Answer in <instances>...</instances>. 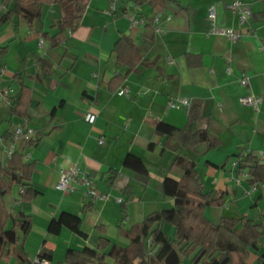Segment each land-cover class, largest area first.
<instances>
[{
	"label": "crops",
	"instance_id": "1",
	"mask_svg": "<svg viewBox=\"0 0 264 264\" xmlns=\"http://www.w3.org/2000/svg\"><path fill=\"white\" fill-rule=\"evenodd\" d=\"M242 1L252 10L251 18L243 26L227 8L231 0H168L157 13L158 22L153 20L148 27L145 23L132 27L126 16H148V0L140 5L133 0H119L111 12L108 0H84L80 25L74 31L64 32L63 40L52 41L34 34L47 33L51 37L58 32L55 25L62 12L55 5L43 10L33 31L23 23L0 27V46L8 47L0 84L12 90L9 104L0 101V163L6 165L10 146L13 151L24 150L26 161L35 163L30 184L37 192L31 202H22L17 188V197L6 200L13 213L22 211L31 219L26 230L17 231L16 244L4 256L10 264H28L12 254L13 248L32 261L39 252H50L49 264H53L55 247L46 245L51 239L48 237L61 238L66 246L71 245L65 248L60 244L63 255L58 257L59 264L68 248H94L100 236L109 239L108 215L117 221L121 236L120 229H128L126 226L140 222L153 211L173 207L174 200L164 196L161 183L166 176H182V170L171 165L175 156L196 163L206 190L225 192L221 207L205 209L211 221L217 223L221 217L246 213L250 219L264 224V185H249L246 171L237 172L234 165L237 154L245 156L248 152L258 156L262 153L259 158L264 163V0ZM209 6L215 8L216 24L234 29L240 34L238 40L207 35ZM4 10L0 2V13ZM121 36H129L150 65H138L126 73L125 66L116 64L112 50ZM167 58L172 59L171 64ZM39 59L51 64L49 75H43L41 80L35 78L43 73ZM16 73L23 79H13ZM125 73L124 81L113 87L110 80ZM243 76L248 80L245 86L239 81ZM21 81L31 89L27 120L11 118L9 111ZM122 87L127 88L126 95L117 94ZM248 94L262 96L257 111L238 103L239 97ZM180 97L188 98L191 104L201 102V114L206 120L197 127L208 124V132L219 142L217 148L207 150L205 143L181 148L175 138L167 139L156 132L159 122L194 129L187 123L188 109L168 108L170 101L176 102ZM88 113L95 114L92 123L84 120ZM18 124L34 130L30 137L32 146L12 138V130ZM100 138L104 139L103 144L98 143ZM127 153L144 161L149 176L146 183L123 167ZM71 167L95 176L100 192L122 200L126 199L122 189L129 183L131 200L126 207L115 202L118 210L105 201L87 204L80 191L62 194L55 185L60 172ZM108 170L117 172L112 185L105 182ZM63 211L80 218L85 239L67 228L56 236L47 233L49 221ZM117 211L128 213L126 226ZM239 229L237 226L236 231ZM172 232L169 229L166 233ZM260 252L264 253V241ZM255 258L251 254L249 263L253 264ZM185 263L191 264L188 260L182 264Z\"/></svg>",
	"mask_w": 264,
	"mask_h": 264
},
{
	"label": "trees",
	"instance_id": "2",
	"mask_svg": "<svg viewBox=\"0 0 264 264\" xmlns=\"http://www.w3.org/2000/svg\"><path fill=\"white\" fill-rule=\"evenodd\" d=\"M168 0H148L150 7L148 16H141L145 26L153 25L154 16L164 9ZM4 12L0 13V27L5 24L23 23L31 31L34 24L41 20L43 10L49 6H57L62 12L55 27L58 32L49 37L47 33L34 32L36 36L49 38L52 41L63 40V33L67 30L74 31L80 25V19L85 10L84 0H0ZM140 5L143 0H133ZM115 63L127 68L126 73L135 70L138 65H150L144 60L140 50L134 45L129 36L118 38L112 50ZM8 54L7 46H0V68ZM43 73L37 74L36 79L41 80L43 75H49L51 64L43 59L38 60ZM115 75L110 83L118 87L125 75ZM13 79L22 80L21 74L16 73ZM31 101V89L21 81L17 98L10 107V117L27 120L28 107ZM201 102L191 104L187 111V123L194 126L193 130L187 127L181 129L170 124L159 122L156 132L166 136L167 139L175 138L179 147H193L205 143L207 150L218 147L219 142L208 132V124L204 128L197 127L202 120ZM5 134H7L5 132ZM33 141L28 140L26 145L32 146ZM236 171H246L249 185H264V163L254 152L245 156L236 155ZM210 164V162H206ZM182 170L179 179L166 176L161 183L164 196L172 197L174 206L163 208L147 214L140 222L133 224L128 229H120V235L127 240L125 246L111 242L106 237L100 236L94 248L84 246L80 250L68 248L63 261L59 264H182L188 260L191 264H250L248 259L255 255L253 264H264V253L260 252L264 238V224L250 219L246 213L239 217H221L217 223L211 221L205 214L208 207H221L224 204L225 192L206 190L200 180L196 163L182 156H175L172 163ZM213 165V164H212ZM123 167L131 170L134 177L146 183L149 176L147 167L141 157L127 153L123 159ZM35 169L34 162L25 160V151H14L7 160L6 165L0 163V260L7 255L8 248L15 245L18 240V230H26L31 222L28 215L22 211L13 213L6 204V196L12 187L23 190L20 201L31 202L37 192L30 184L32 173ZM105 182L112 185L117 178V172L108 170ZM122 194L120 204L126 207L132 198V186L127 183ZM89 204V203H87ZM89 206V205H88ZM87 205L83 207L86 210ZM170 225L172 235L167 234L163 226ZM240 226L239 231L236 227ZM62 228H67L75 235L86 238L80 230V218L69 212H61L52 218L46 228L50 235H58ZM12 254L19 260L28 264H40L29 260L16 248ZM50 252H39L38 261H51Z\"/></svg>",
	"mask_w": 264,
	"mask_h": 264
},
{
	"label": "built area",
	"instance_id": "3",
	"mask_svg": "<svg viewBox=\"0 0 264 264\" xmlns=\"http://www.w3.org/2000/svg\"><path fill=\"white\" fill-rule=\"evenodd\" d=\"M108 10L114 11L116 9V4L119 0H108ZM227 8L237 16V21L240 26L246 24L252 16V10L248 3L243 2L242 0H231V2L227 5ZM130 21V25L132 27L136 25L144 24V20L137 17L135 13H128L126 15ZM207 19L209 21V29L207 35L210 36H222L227 38L228 40L235 42L239 39L240 34L237 33L232 28L220 27L216 24V12L214 6H209L207 10ZM154 23L158 22L157 15L154 16ZM42 43V40L39 42ZM167 63L171 64L172 59L167 58ZM4 72V68H0V75ZM241 85H247L248 80L247 77L243 76L240 80ZM12 90L8 86H3L0 84V101L9 104L10 95ZM128 93L127 88L122 87L117 91L118 95H126ZM263 98L261 95L248 94L239 97L238 103L241 106H249L254 111H257L259 105L262 103ZM178 106H183L186 109H189L191 106V101L188 98L180 97L176 100V102L170 101L168 103V108H177ZM84 120L86 122L92 123L95 120V114L88 113L84 116ZM34 130L24 124H18L12 130V138L14 140H22L28 141L32 136ZM99 144L104 143V139H98ZM13 147L10 146L7 150L8 159L11 157L13 153ZM259 156H262V153H259ZM25 154V160H26ZM235 165V164H234ZM244 177H247L246 174H243ZM97 179L95 176L81 170L78 167H71L60 172L58 181L56 182L55 188L60 191L62 194L73 193L76 191H80L82 194V198L89 204L94 203L96 201H106L108 199L109 194L102 193L98 190L97 187ZM23 190L20 189L19 193H22ZM116 202L120 203L121 198H116ZM36 263L40 264H49L46 260L38 261L34 260Z\"/></svg>",
	"mask_w": 264,
	"mask_h": 264
},
{
	"label": "rangeland",
	"instance_id": "4",
	"mask_svg": "<svg viewBox=\"0 0 264 264\" xmlns=\"http://www.w3.org/2000/svg\"><path fill=\"white\" fill-rule=\"evenodd\" d=\"M17 192H18L17 188L16 187H12L11 191L7 194V196H6L5 199L6 200H10V198L13 197V196L14 197H17V194H18ZM105 202H108L110 206H114V208H117L118 209V205H117V203H115L116 202V198L113 197L112 195L109 194L108 199ZM116 214L117 215L118 214L122 215V222L121 223H123V225L126 226V223L128 221V219H127L128 218V213L127 212L126 213H122L120 211H117ZM114 218H115V216H114ZM106 221L108 223V235H109L108 238L111 240V242L116 243L118 245H125V244H127V240L124 239L122 236H119L118 235V232H117L118 231L117 230V224L118 223H117V221L115 219H113L111 215H108L107 216ZM129 227H130V225L129 226H126V228H129ZM164 228H165V230H166L167 233H169V229H173L170 225H165ZM19 237H20V242H21L22 237L21 236H19ZM48 238H51V239L50 240H47V244L46 245L47 246L48 245H54V247H55V248H53L54 249V260H53V264H56L57 261L59 259H61V258H58L59 255H63L61 253V250H60V244H64L65 245V248L71 247V245L69 244L70 246L69 245L66 246V243H64L65 241L63 239H61V238H59V239H55V237H48ZM62 240H63V242H62ZM2 260H3V263L2 264H10V261H8V259H6V257H3Z\"/></svg>",
	"mask_w": 264,
	"mask_h": 264
}]
</instances>
